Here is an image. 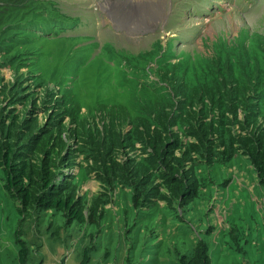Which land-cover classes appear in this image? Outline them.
Wrapping results in <instances>:
<instances>
[{
    "label": "rangeland",
    "instance_id": "rangeland-1",
    "mask_svg": "<svg viewBox=\"0 0 264 264\" xmlns=\"http://www.w3.org/2000/svg\"><path fill=\"white\" fill-rule=\"evenodd\" d=\"M163 4L0 0V142L32 174L57 136L86 213L24 203L0 164V264H264V0Z\"/></svg>",
    "mask_w": 264,
    "mask_h": 264
},
{
    "label": "trees",
    "instance_id": "trees-1",
    "mask_svg": "<svg viewBox=\"0 0 264 264\" xmlns=\"http://www.w3.org/2000/svg\"><path fill=\"white\" fill-rule=\"evenodd\" d=\"M211 97L214 96V91L210 92ZM218 95V91L216 92ZM209 96V95H208ZM187 102L184 100V103ZM166 127V126H165ZM163 137L162 131H158L155 135V137ZM57 137L53 135L52 132L47 133L45 136L42 135L41 138L38 141H35V145L32 146L31 149H39L40 151L44 152V157L42 159V166L37 165L36 169L33 170V173L31 174L28 172V165H13L10 159V151L6 150V147L4 143L1 144L0 142V164L5 165L6 171L8 173V186L12 188H18L19 194L22 195L24 199V203L31 202V200H34L36 203L38 202L39 206L54 204L58 208H65L68 210V213L70 214V219L78 220L80 222H84L86 220V213H84V208L81 205L82 199L79 197L76 200V197L74 198L73 194H68L65 197H59V195L63 192H65L66 189H63L65 186V183L67 182H61L58 185H55V175H56V164H55V158L57 157L58 150H56L54 147H52V144L55 141ZM152 138H154L152 136ZM171 144V143H169ZM193 144L190 145L188 148H192ZM157 149H160L159 155L162 154L163 151V144L161 145L160 142L157 144ZM171 148H165V151H169ZM38 151V152H40ZM31 152V151H30ZM32 153V152H31ZM261 154V157L258 162H256L258 166V170L260 172V176L262 179H264V153L258 152ZM54 157V161H51V158ZM256 156L257 153H256ZM256 158V157H255ZM263 160V161H262ZM261 161V162H260ZM167 177L170 176L169 172L166 174ZM174 177V176H173ZM176 180H179L178 178ZM180 181V180H179ZM178 181V182H179ZM29 187H32V191L28 190ZM62 188V191H61ZM16 190V189H15ZM188 190H185L183 193L187 194ZM59 198V199H58ZM67 198V199H66ZM137 200V199H136ZM97 213L96 206L91 210L90 216L93 218L95 214ZM206 248V247H205ZM205 250V249H204ZM205 252H202L201 250L197 249L194 250L193 254L188 256H183L180 258L181 264H210L208 254ZM27 255V247L24 246L22 243L21 251H20V259L22 263H25ZM88 255L87 251L84 252L83 258L80 262V264H87L88 262Z\"/></svg>",
    "mask_w": 264,
    "mask_h": 264
},
{
    "label": "bare ground",
    "instance_id": "bare-ground-1",
    "mask_svg": "<svg viewBox=\"0 0 264 264\" xmlns=\"http://www.w3.org/2000/svg\"><path fill=\"white\" fill-rule=\"evenodd\" d=\"M164 1V4L163 5H165V3L168 1H170V0H163ZM135 2V0H104V6H105V8L107 9V7L108 8H112V4H117V5H120L121 7H123V9H125V10H129V11H131L132 9H134L133 8V5H132V7H131V4L132 3H134ZM136 4V3H135ZM107 5V6H106ZM115 7V6H114ZM119 7V6H118ZM110 11H111V9H110ZM116 11V10H115ZM125 13V12H124ZM133 13H134V11H133ZM131 14V13H130ZM129 16H131V20H133L134 19V15H129ZM128 15H124V14H121V17H122V19H124V18H126V17H129ZM118 19V18H117ZM121 20V19H120ZM118 21H119V19H118ZM136 22V21H135ZM156 23H158V22H156ZM155 23V24H156ZM136 31V30H135Z\"/></svg>",
    "mask_w": 264,
    "mask_h": 264
}]
</instances>
